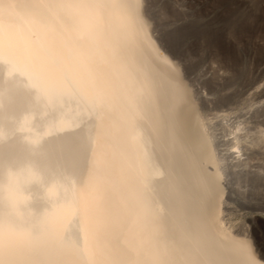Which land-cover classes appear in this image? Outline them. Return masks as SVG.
<instances>
[{"label":"bare ground","instance_id":"bare-ground-1","mask_svg":"<svg viewBox=\"0 0 264 264\" xmlns=\"http://www.w3.org/2000/svg\"><path fill=\"white\" fill-rule=\"evenodd\" d=\"M135 2L0 0V218L11 215L25 231L48 221L69 244L87 232L93 258L115 264L175 257L170 237L179 239L181 227L192 220L211 264H264V104L231 116L237 112L230 106L234 74L221 65L207 77L197 70L201 53L221 63L225 51L208 35L196 47L188 14L171 0H154L153 14L166 8L182 39L161 47L152 29L148 36L138 31L131 7L114 6ZM60 4L68 6H55ZM34 52L66 65L82 61L93 72H111L106 60L115 52L117 62L135 71L150 91V103L140 105L141 143L131 140L122 99L102 122L81 111L75 99L38 101L24 71ZM51 71L59 68L54 64ZM49 123L54 130L43 135ZM219 125L226 128L222 135ZM98 126L105 133L104 154L95 184L86 185L88 136ZM38 135L43 140L37 149L30 141ZM204 141L208 149L196 152ZM29 169L39 178H29ZM210 173L215 181L205 191ZM74 194L80 218L73 211ZM243 220L251 222L250 234L241 229Z\"/></svg>","mask_w":264,"mask_h":264},{"label":"snow or ice","instance_id":"snow-or-ice-1","mask_svg":"<svg viewBox=\"0 0 264 264\" xmlns=\"http://www.w3.org/2000/svg\"><path fill=\"white\" fill-rule=\"evenodd\" d=\"M154 0H136L134 4L128 5L119 3L114 5L119 8L131 7L133 10V20L137 29L144 36H148L149 29L160 41L161 47L169 42H179L182 37L176 30V25L172 23L166 8L161 7L157 14H153L152 5ZM39 6V5H35ZM56 7H67L68 5H55ZM229 39H236L232 34ZM4 54L0 51V58ZM11 60V57H9ZM112 67L111 72H93L87 69L82 61L74 64H62L60 61H53L47 55L34 52L25 65L24 71L33 80L37 90V100L46 102V105H56L62 103L65 98L75 99L81 111H86L94 115L96 120L103 121L104 114L110 111L113 103L117 99H122L126 106V124L131 133V140L141 143L138 134V121L143 118L141 103H150V91L145 82L137 79L136 72L127 64L118 63L115 52L106 60ZM59 68L57 73H53V65ZM178 71V65H173ZM264 91V84H261ZM181 100L187 102V96L181 93ZM172 109H169L171 118ZM25 125L29 120L25 119ZM48 131L43 135H48L54 130V125H47ZM174 131L170 129V135ZM43 135H38L31 139L35 148H39L43 140ZM105 136L104 131L99 126L94 134L88 136L89 143V167L87 169L86 185H94L99 176V159L104 154V144L101 143ZM207 141L198 143L195 146L196 152L206 151ZM31 179H38L37 173L29 169L27 173ZM215 181V174H209L204 184L205 191H211ZM261 185L264 187V177H261ZM7 203H11L12 193L6 198ZM261 202L264 203V191L261 193ZM73 211L78 218L81 217V206L79 197L73 195ZM264 212V207L261 208ZM88 213L87 204L83 208V214ZM241 229L251 233V222L243 220ZM89 237L85 232L82 241H73L69 244L63 238L57 236L52 231L48 221L30 230H22L17 227L11 215L0 218V264H115L113 261L97 262L89 250ZM172 251L175 257L167 259H154L147 264H211L204 259L206 255L204 235L196 223L192 220L185 222L180 229L179 239L170 237ZM76 260L71 258L72 255ZM178 257V258H176ZM264 260V256H262Z\"/></svg>","mask_w":264,"mask_h":264},{"label":"rangeland","instance_id":"rangeland-1","mask_svg":"<svg viewBox=\"0 0 264 264\" xmlns=\"http://www.w3.org/2000/svg\"><path fill=\"white\" fill-rule=\"evenodd\" d=\"M171 1L176 2L184 15H189L185 18L192 24L195 46L202 48L200 39L208 35L211 42L225 51V60L221 63H213L208 52L201 53L197 70L207 77L221 65L234 74V94L230 106L237 112L233 111L235 113L230 115H240L238 111L244 113L253 106L264 104V91L260 87L264 84V0ZM230 34L236 39H229ZM225 130L223 125H219L221 135ZM261 215L263 218L259 224L264 235V215Z\"/></svg>","mask_w":264,"mask_h":264}]
</instances>
